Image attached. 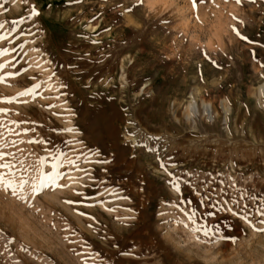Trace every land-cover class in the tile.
<instances>
[{
	"label": "rangeland",
	"instance_id": "rangeland-1",
	"mask_svg": "<svg viewBox=\"0 0 264 264\" xmlns=\"http://www.w3.org/2000/svg\"><path fill=\"white\" fill-rule=\"evenodd\" d=\"M0 24V174L28 181L0 184V264H264V0H0Z\"/></svg>",
	"mask_w": 264,
	"mask_h": 264
},
{
	"label": "snow or ice",
	"instance_id": "snow-or-ice-1",
	"mask_svg": "<svg viewBox=\"0 0 264 264\" xmlns=\"http://www.w3.org/2000/svg\"><path fill=\"white\" fill-rule=\"evenodd\" d=\"M237 2L239 3L240 0H237ZM131 9H129L130 11ZM31 15L35 16V15H39V13H37L35 11V9H33ZM0 27H3L2 24H0ZM239 35V33H237ZM3 37H0V39H2ZM242 39H247L246 37H241ZM0 67H3V66H0ZM2 79V78H0ZM26 93H20V95H24ZM8 102H11V101H8ZM158 139V138H156ZM154 149H149V151H153ZM5 157V153L3 152H0V160H3ZM47 162V158H41L40 159V165L41 167L40 168H36L34 169V171H37L39 173V176L41 178V184H44V183H51V184H56V181L60 175V173L57 171V169H59L61 167V161L59 159V157H55L54 158V162L52 163V169L53 171L51 173H45L43 171V165ZM69 163H73L72 161H69ZM163 167V165H161ZM14 167V165L10 164V163H0V169H12ZM28 183L27 180H24V179H21L19 184H16L13 180H5L4 178V175L3 174H0V184L4 185L5 188H11L12 189V193L13 195H16V191H17V188L20 189V191L22 192L25 185ZM33 190L35 191L36 190V187L35 185L33 186ZM21 199H23L24 197L21 196L20 197ZM253 199H256L255 197H253ZM247 207V206H246ZM257 212L260 216L264 217V203H261L257 209ZM208 215H212L211 213H209ZM195 216H196V212L193 211L191 213V215L189 216V219L193 220V223L195 224ZM244 219H247V217H243ZM261 223H264V219H262L260 221ZM204 231V235L208 236L211 234V230H204V226H200V227H194L193 228V231ZM217 231H219V229L217 228ZM264 231V230H262ZM222 238H225V237H222Z\"/></svg>",
	"mask_w": 264,
	"mask_h": 264
},
{
	"label": "bare ground",
	"instance_id": "bare-ground-1",
	"mask_svg": "<svg viewBox=\"0 0 264 264\" xmlns=\"http://www.w3.org/2000/svg\"><path fill=\"white\" fill-rule=\"evenodd\" d=\"M258 90H259V93L264 96V83L258 87ZM202 106L204 109H206V107L208 106V103L202 100ZM186 109L188 110L187 112L188 114L195 115V113L197 112V108H196V105L193 99L188 102Z\"/></svg>",
	"mask_w": 264,
	"mask_h": 264
}]
</instances>
